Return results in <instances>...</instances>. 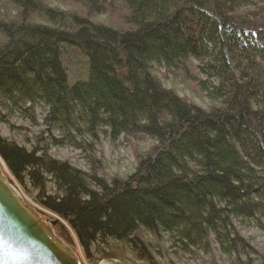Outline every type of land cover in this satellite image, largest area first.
<instances>
[{
  "label": "trees",
  "instance_id": "trees-1",
  "mask_svg": "<svg viewBox=\"0 0 264 264\" xmlns=\"http://www.w3.org/2000/svg\"><path fill=\"white\" fill-rule=\"evenodd\" d=\"M60 1L78 9L0 0L15 12L0 16L2 117L36 123L42 107L46 130L29 147L0 135L12 176L86 253L122 244L147 264L167 249L264 264L236 224L264 230V0ZM108 11L121 24L100 17ZM157 65L191 76L210 105L166 87ZM101 135L152 144L131 172L104 177ZM59 145L87 152L89 170L52 156Z\"/></svg>",
  "mask_w": 264,
  "mask_h": 264
},
{
  "label": "rangeland",
  "instance_id": "rangeland-1",
  "mask_svg": "<svg viewBox=\"0 0 264 264\" xmlns=\"http://www.w3.org/2000/svg\"><path fill=\"white\" fill-rule=\"evenodd\" d=\"M52 5H58L67 10L78 9V5L70 1L47 0ZM6 5L0 2V16H14L15 12ZM106 22L118 23L117 14L115 12H106L100 15ZM195 63V62H194ZM153 71L158 79L169 88H172L180 96H183L189 101H192L202 107H208L210 101L198 90L197 85L192 80L191 76L184 75L180 71H168L164 66H154ZM195 77H199L196 70L190 72ZM44 109L42 107L36 108L37 120L36 123L30 122L28 119L20 117L18 114H13L8 117V122H5V110L0 108V135L17 143L29 147L35 142L37 135H46V130L42 124V116ZM54 134L59 135L58 131ZM88 139L87 136H84ZM152 144V140L146 136L124 137L120 136L115 142H111L109 138L101 135L94 147V155L98 158L100 163V174L104 177H112L114 175L124 176L131 172L136 163L137 154L144 152ZM49 152L52 156L60 159H66L73 165L89 170V161L87 152L83 149L75 148L72 145L51 146ZM4 168V167H3ZM7 178L15 184L23 193L26 200L46 219L51 223L55 221L52 228L54 232L61 238L64 243L70 246L79 255L83 264H147L142 260L135 258L128 250L124 249L122 244L116 245V250H111L106 245H96L92 247L90 253H86L77 241V238L71 227L56 213L46 209L35 199L36 191L27 182V185L19 184L12 176L6 165L3 169ZM240 233L245 236L250 243L259 251L264 252V230L257 228L252 223H243L236 221ZM213 254L222 263L224 256L220 255L215 245L213 246ZM116 253L117 256L106 257L103 253ZM156 260H160L161 264H207V258H195L189 253H172L168 249L162 256L155 252ZM223 264V263H222Z\"/></svg>",
  "mask_w": 264,
  "mask_h": 264
},
{
  "label": "water",
  "instance_id": "water-1",
  "mask_svg": "<svg viewBox=\"0 0 264 264\" xmlns=\"http://www.w3.org/2000/svg\"><path fill=\"white\" fill-rule=\"evenodd\" d=\"M0 158V260L2 264H83L58 237L52 223L24 197L4 172Z\"/></svg>",
  "mask_w": 264,
  "mask_h": 264
},
{
  "label": "snow or ice",
  "instance_id": "snow-or-ice-1",
  "mask_svg": "<svg viewBox=\"0 0 264 264\" xmlns=\"http://www.w3.org/2000/svg\"><path fill=\"white\" fill-rule=\"evenodd\" d=\"M0 264H2V260H0Z\"/></svg>",
  "mask_w": 264,
  "mask_h": 264
},
{
  "label": "bare ground",
  "instance_id": "bare-ground-1",
  "mask_svg": "<svg viewBox=\"0 0 264 264\" xmlns=\"http://www.w3.org/2000/svg\"><path fill=\"white\" fill-rule=\"evenodd\" d=\"M103 264H105V263H103Z\"/></svg>",
  "mask_w": 264,
  "mask_h": 264
}]
</instances>
